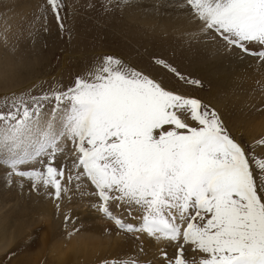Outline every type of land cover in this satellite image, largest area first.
Wrapping results in <instances>:
<instances>
[{"label":"snow or ice","instance_id":"1","mask_svg":"<svg viewBox=\"0 0 264 264\" xmlns=\"http://www.w3.org/2000/svg\"><path fill=\"white\" fill-rule=\"evenodd\" d=\"M185 2L191 20L199 22L194 35L264 61V0ZM46 5L43 18L50 11L63 31V0ZM155 63L199 86L164 61ZM49 99L56 102L53 119L64 112L59 130L51 120L39 127L40 101ZM0 124V143H10L13 152L35 138L31 152L2 162L9 179L28 178L34 189L50 188L59 200L69 189L65 167L55 162L65 151L61 141L71 142L76 160L67 183L75 180L79 189L81 181L90 182L98 200L93 207L117 229L173 244V255L164 253L167 264H264V158L250 154L201 100L109 55L65 90L32 97L31 104L13 100ZM37 161L41 170H19ZM114 210L139 211L141 223H126ZM188 249L199 255L188 258Z\"/></svg>","mask_w":264,"mask_h":264},{"label":"rangeland","instance_id":"2","mask_svg":"<svg viewBox=\"0 0 264 264\" xmlns=\"http://www.w3.org/2000/svg\"><path fill=\"white\" fill-rule=\"evenodd\" d=\"M179 1L181 9L189 16L184 17L183 23L181 16L172 23L165 19L175 9V4L169 0H63L64 30L61 31L50 11L46 13L47 19L43 18L45 13L41 6L48 7L46 0H0L14 16L5 26L2 23L0 30L3 34H0V115L6 114L11 102L20 97L31 104L32 97L51 96L53 91L65 90L77 76L85 74L89 65L111 55L162 80L166 86L201 100L219 114L229 134L250 154L264 158V144L259 143L264 140V61L238 50L227 51L222 42L194 35L199 31V22L191 20L185 0ZM154 20H159L162 28H156ZM1 21L6 22L2 18ZM251 47L257 49L255 45ZM157 59L186 78L199 81V86L179 81L174 73L156 64ZM9 67L12 71L17 68L13 76L6 75ZM40 103L39 127H46L51 120L59 130L64 112L60 111L53 119L55 100ZM25 141L27 148L19 150L18 146L15 153L10 143H0V169L6 172L9 181L6 182L11 188L3 203L11 200L16 210L12 215L0 216V220L8 221L7 229L11 230H14L13 223L23 222L16 233L22 235L31 231L32 236L21 247L16 243H0V264H119L130 259L138 260L139 264H153L155 259L167 264L164 253L171 257L176 251L173 244L146 233L117 229L93 207L98 200L90 182L81 181L79 189L75 180L67 183L68 170L73 169L76 160L71 142L61 141L60 146L65 151L55 162L58 167H65L63 183L69 189L59 200L54 198L50 188L37 185L34 189L28 178L12 174L9 179L2 162L13 154L31 152L35 138L32 143ZM6 152L12 154L6 157ZM46 159L40 158L41 161ZM42 168L43 164L37 161L21 165L19 170ZM257 182L259 184V174ZM4 188L8 190L0 182V189ZM114 211L122 215L126 223H141L139 211L133 210L132 215L127 211L122 214ZM87 213H94L100 222L109 226L93 232L94 218L88 215V219ZM65 217L70 218V222H66ZM73 225L80 230L75 231ZM147 246L155 248L151 251L154 258H146ZM185 254L188 258L199 255L190 249Z\"/></svg>","mask_w":264,"mask_h":264},{"label":"bare ground","instance_id":"3","mask_svg":"<svg viewBox=\"0 0 264 264\" xmlns=\"http://www.w3.org/2000/svg\"><path fill=\"white\" fill-rule=\"evenodd\" d=\"M171 3L175 4V9L171 12H169L167 14V16H165V19L167 20L168 23H172V21H175L176 19H178L180 16H181V23L184 22V17H189L188 16V13L184 10L181 9V6H180V1L179 0H169ZM176 4H178V6H176ZM6 6L1 4L0 3V30L1 28H3V25L2 23L4 24V26L7 24V21L8 19H11V18H14V16L11 14V10H9V7L8 9H6ZM14 13V12H13ZM1 18L2 19H5L6 22H3L1 21ZM155 19V17H153ZM152 18V19H153ZM159 18V17H158ZM157 18V19H158ZM159 20H154L153 23L156 25L155 27L158 28V27H161V23L158 22ZM2 26V27H1ZM162 28V27H161ZM1 32V31H0ZM3 33V31H2ZM1 34V33H0ZM3 35V34H1ZM7 63V62H6ZM13 71L16 73L17 72V68H14ZM13 71L11 70V67H9V70H7V74L6 75H12ZM225 71V68L222 69V72ZM17 76V75H16ZM12 80V79H11ZM26 141L24 140L23 141V144H20L19 145V150L20 149H23L25 150L27 147H26ZM29 143V142H28ZM32 143V142H31ZM25 144V145H24ZM28 145V144H27ZM12 149V147H10ZM10 149V150H11ZM29 149V148H28ZM31 150V149H30ZM12 151V150H11ZM27 151V150H26ZM29 151V150H28ZM10 152V151H9ZM15 153V152H13ZM12 154V153H9V155ZM6 157H8V152H6ZM16 155V154H15ZM1 157V156H0ZM4 157V156H3ZM4 159V158H3ZM6 176V172H4L3 170L0 169V182L4 185H6L7 189L4 188V189H0V216H3V215H12L16 210L15 209V204H12V201H8L7 203H3V200L6 198V194H8L10 191H11V188L8 187L7 185V182L8 181V178L5 177ZM7 178V179H6ZM4 180V181H3ZM7 181V182H6ZM10 184V183H9ZM90 212V211H89ZM91 216L92 218H94V224H93V229L92 231L93 232H97L101 229L102 226L104 225H108V224H103L104 222H100L99 218L94 214V213H87V218L89 219V216ZM23 224V222H19V223H13V228L14 230H11V229H7L9 228V222L6 221L5 219H1L0 220V243H6L8 245H11L9 243H16V246L17 247H21V246H24L26 245V243L28 241H30V236H32V232H28L26 234H22V235H18L16 233V231L18 230V228L20 227V225ZM109 226V225H108ZM113 230L111 229L110 233H112ZM83 235H87V234H83ZM142 235V233H141ZM116 237L118 236V234L115 235ZM149 243V242H147ZM159 244V243H158ZM152 244H150L151 246ZM163 245V244H162ZM150 246H147L145 247V251H146V258H151L155 255H153V253L151 252L153 249L155 248H150ZM153 247V246H151ZM157 247V246H156ZM147 248V249H146ZM161 248V247H160ZM157 250V249H156ZM155 250V251H156ZM160 250V249H159ZM163 251V250H162ZM159 252V251H158ZM157 253V252H156ZM152 258V259H153ZM151 259V260H152ZM158 259V258H157ZM150 260V261H151ZM156 259L154 261H152L153 264H160V261L158 260L157 262Z\"/></svg>","mask_w":264,"mask_h":264}]
</instances>
